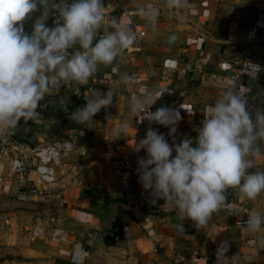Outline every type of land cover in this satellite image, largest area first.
<instances>
[{"label":"crops","instance_id":"crops-1","mask_svg":"<svg viewBox=\"0 0 264 264\" xmlns=\"http://www.w3.org/2000/svg\"><path fill=\"white\" fill-rule=\"evenodd\" d=\"M126 2L131 19L123 17L144 31L140 50L132 46L117 57L114 65H101L88 85L73 81L54 88L40 102L38 121L21 119L12 134L0 136V264L16 263L12 258L8 261V252L28 257L50 253L69 263L76 240H81L84 247L87 245L85 264H165L172 250L184 256L181 264H223L216 255L223 241L229 244L226 255L238 254L240 264H264V249L257 248L255 234H249L241 223L254 210L264 213V193L249 200L238 188L228 189L227 209L213 214L204 227L186 219L183 234L174 227L178 222L176 211L166 208L163 200L151 204L150 190L142 187L138 177L132 179L133 197L129 204L114 196L118 187L116 161L127 153L134 132L128 99L145 83L144 65L149 68L148 89H169L153 105L154 111L162 106L173 107L182 117L172 135L168 127L160 124L147 121L143 126L145 133L151 127L164 134L169 144L191 138L195 146L205 106L213 104L225 87L232 86L227 79L243 58L248 59V66L240 87L248 110L253 117L264 112V0H188V6L181 9H169L165 0ZM146 4L160 9L155 31L136 14V9ZM104 5L106 19L121 17L113 0H104ZM39 15V11L34 12L24 22L26 32L31 31ZM52 16L46 20L49 27ZM171 35L176 39L170 43ZM249 62L261 66L257 75ZM117 64L120 74L126 72L134 77L131 88L123 87L120 76L113 73L112 67ZM160 74L165 79L160 80ZM89 87L101 92L110 89L114 99L112 105L93 117L90 125L82 126L74 123L70 114L86 104L84 93ZM123 121L129 127L125 136L116 138L110 129ZM54 140L63 143L69 160L62 163L60 187L42 196L51 197L60 206L61 227L57 229L68 233L66 239L72 242L65 248L56 244L47 248L31 238L33 216L25 207L32 200L15 198L16 178L6 177L9 159L19 158L27 166L31 150ZM258 144L261 155L254 159V167L249 171L264 170V140ZM2 149L6 155L1 153ZM146 155L145 152V158ZM77 161L90 164V168L71 182L69 170ZM25 177L28 179V174ZM144 216L149 221L142 228L138 220ZM26 261L20 264H50L45 258L33 263Z\"/></svg>","mask_w":264,"mask_h":264},{"label":"clouds","instance_id":"clouds-1","mask_svg":"<svg viewBox=\"0 0 264 264\" xmlns=\"http://www.w3.org/2000/svg\"><path fill=\"white\" fill-rule=\"evenodd\" d=\"M165 2L169 9L188 6V0ZM37 11L40 15L26 32L24 22ZM136 14L156 30L159 7L142 5ZM50 15L55 16L52 27L46 23ZM175 39L169 36L170 43ZM136 41L137 33L123 16L106 19L104 0H0V136L12 134L21 119L38 121L40 102L54 88L73 81L88 85L101 65H114ZM249 67L256 75L262 69L251 62ZM112 71L120 76L123 87L131 88L133 76L120 74L118 64ZM167 91L154 87L132 94L128 101L132 119L142 113V120L168 127L169 135L175 133L182 119L179 110L164 106L150 110ZM84 95L86 104L70 114V119L82 126L90 125L114 99L110 89L101 92L89 87ZM203 114L195 146L191 138L169 144L164 134L151 127L145 138L134 144L136 152L143 149L147 154L137 161L139 182L150 190L151 204L163 200L166 208L176 211L174 227L181 234L186 219L204 227L213 214L227 209L230 188H238L249 200L264 193V170L249 171L261 155L258 141L264 140V112L253 117L245 94L231 86L205 106ZM128 127L123 121L110 131L120 138ZM244 225L249 234H255L257 248L264 249V213H248ZM228 250V242L223 241L217 248V261L240 264V256L228 257Z\"/></svg>","mask_w":264,"mask_h":264},{"label":"built area","instance_id":"built-area-1","mask_svg":"<svg viewBox=\"0 0 264 264\" xmlns=\"http://www.w3.org/2000/svg\"><path fill=\"white\" fill-rule=\"evenodd\" d=\"M114 7L116 8L120 16H125L131 19V10L127 6L126 0H113ZM55 16L53 15L50 20V27L54 26ZM134 31L137 33V41L135 47L140 50V40L144 35V31L137 28L134 23H131ZM248 66V59L243 58L237 65V68L232 69L233 73L228 77L227 80L230 81L231 85L235 87L236 90L243 92L241 89L242 75L245 74ZM149 68L144 65L145 72V83L141 89H148L147 81L149 77ZM160 80L165 79V75L160 74ZM139 93V92H137ZM129 101V99H128ZM151 111H154V106L151 107ZM139 117H134V132L131 139L130 147L127 153L117 159L116 170L118 172V187L114 193L116 199L122 200L125 204H129L133 197L132 192V179L138 177V158L144 157L145 150L141 149L136 152L134 149V144L138 143L141 139L145 138L146 133L144 132L143 126L148 121L143 119V114H138ZM1 153L6 155V150L2 149ZM31 161H33V167L27 168V166L19 158H11L8 160L7 166V178H16L14 183V193L18 194L20 197H31V196H42L44 194L51 193L54 189L59 186L58 179L55 177V168L62 163V160L68 157L67 150L63 147V143L58 140L51 141L46 144L39 145L35 147L30 152ZM82 153V152H80ZM90 168V164L82 161H77L69 170L68 178L71 182L74 179H78L83 172ZM30 171L36 177V183L38 188L33 187L28 183L25 175ZM76 181V180H75ZM248 217H245V223ZM149 221L147 216L142 217L138 220V224L143 228V223ZM57 231L56 233H59ZM41 228H33V237H40ZM87 251L84 248L83 243L80 240H76L73 244L72 250L69 256V262L71 264H84ZM184 256L180 254L177 250H172L170 255L166 257L165 264H181L184 262Z\"/></svg>","mask_w":264,"mask_h":264},{"label":"rangeland","instance_id":"rangeland-1","mask_svg":"<svg viewBox=\"0 0 264 264\" xmlns=\"http://www.w3.org/2000/svg\"><path fill=\"white\" fill-rule=\"evenodd\" d=\"M65 112H68V111H65ZM66 125H70V124L66 123ZM68 160H69V155H68V157H66L62 160V163H64L65 161H68ZM62 163L55 168L56 179H59V177L62 174V171H61ZM29 167H33V161H30V163L27 164V168H29ZM27 174H28V179H27L28 183H30V185H32L33 187L38 188L35 175H33V173H31L30 171H28ZM13 192H14V190H13ZM14 194H15L14 197L19 199V200H28V199L32 200L29 203V206L25 207V209H27V211H30L32 216H33L34 224L29 229V232H30L31 238H33V240L36 241L37 245H38V241L41 245H44L47 248L54 246V244H56L57 247H62V248H65L67 246V244H69V246L71 245V243H72V242H70L71 240L66 239V235H69L68 233H63V234L60 232L56 233L58 231L57 228L61 227V217H62V213L60 211V206H59L58 202L54 201V199H52L51 197H46V196H44V197L43 196H40V197L39 196H31V197L22 198L18 194H16V193H14ZM36 227L41 228V233H40L41 235L39 238L33 237V235H32L33 228L35 229ZM45 239L47 241L44 244ZM84 248L87 251V255H86L85 260H84V264H85V262L88 258L87 245H85ZM30 256L31 257H28L27 255H22V254L17 255L16 252H11V253L8 252V254L6 255V257H9L8 261L10 262V258H12L15 260V262H16L15 264L27 262L26 260H28V259L30 260V262L33 263L34 260L36 261V260H39L40 258L47 259L48 262L50 261V264H59L60 262H63V264H70V262L68 263L67 261H64V260L61 261L57 257L52 256V254H50V253H48L46 256H39V255H36L34 257H33V255H30Z\"/></svg>","mask_w":264,"mask_h":264}]
</instances>
